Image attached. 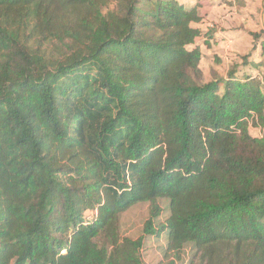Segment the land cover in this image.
Wrapping results in <instances>:
<instances>
[{"label": "trees", "instance_id": "16d2710c", "mask_svg": "<svg viewBox=\"0 0 264 264\" xmlns=\"http://www.w3.org/2000/svg\"><path fill=\"white\" fill-rule=\"evenodd\" d=\"M201 20L179 0H0V264H146L156 243L154 264L188 245L187 264H264V79L206 81Z\"/></svg>", "mask_w": 264, "mask_h": 264}, {"label": "crops", "instance_id": "0c3cea01", "mask_svg": "<svg viewBox=\"0 0 264 264\" xmlns=\"http://www.w3.org/2000/svg\"><path fill=\"white\" fill-rule=\"evenodd\" d=\"M179 1L187 6H198L202 17L201 22L196 24L202 30L201 36L196 40L203 54L201 68L203 69L204 59L210 58V53L213 50L222 56H215L214 59L211 58L212 61L220 60L219 58L221 57L227 60L229 69H227L226 73L218 71L216 62L210 68L208 75L203 69L206 81L212 79L213 71L218 72V74L225 78L235 68L239 76L243 73H248L254 76L258 75L261 79H264V55L262 47V45L264 46V18L263 13H261L264 0ZM253 33L259 34L257 40H255ZM255 44L257 46L256 49H254ZM248 45L252 46L248 48L245 54L241 52L238 58L231 57L233 56L229 52L231 48L234 51H239L245 47L247 48ZM230 54L231 58H228ZM252 127L255 126H251V129ZM257 128L262 129L261 127Z\"/></svg>", "mask_w": 264, "mask_h": 264}, {"label": "rangeland", "instance_id": "374dc122", "mask_svg": "<svg viewBox=\"0 0 264 264\" xmlns=\"http://www.w3.org/2000/svg\"><path fill=\"white\" fill-rule=\"evenodd\" d=\"M263 12H264V5H263L261 13H263ZM251 46L252 45H248L247 48L245 47L246 49L243 48L242 50H239V51H234L231 48L229 50V52L232 53L233 56H231V54H230V55H228V58H231V57H235V58L237 57L238 58V56L240 55L241 52L243 54H245L248 51V48H251ZM242 47H244V46H242ZM215 56H222V55H220V53L213 50L210 53V58L207 57L203 61V69L207 73V75L210 73V68L212 67L214 62H216V68L221 73H226L227 69H229L227 60H224L222 57L219 58L220 60L212 61L211 58L214 59ZM251 131H252V134L255 136H261L263 134L262 129L257 128V127H252ZM160 203L166 209L163 216H165V217L168 216L169 215V209L167 208L168 202L166 200H161ZM148 207H149L148 203H140V204L135 205L134 207H132L131 209H129L128 211H126L125 213L122 214L121 219H120L122 235L134 238V237H137L141 233L143 223L148 216ZM157 246H158V244L156 243L155 245H152V247L148 251L145 252L144 259H145L146 264H154L161 258L162 252H161V250H159L157 248ZM191 248H192L191 245H188L186 247L185 253H184L185 254L184 259H183V262L181 264H187L188 263L189 259L191 258V255H192Z\"/></svg>", "mask_w": 264, "mask_h": 264}, {"label": "water", "instance_id": "95a60500", "mask_svg": "<svg viewBox=\"0 0 264 264\" xmlns=\"http://www.w3.org/2000/svg\"><path fill=\"white\" fill-rule=\"evenodd\" d=\"M263 18H264V12H263Z\"/></svg>", "mask_w": 264, "mask_h": 264}]
</instances>
